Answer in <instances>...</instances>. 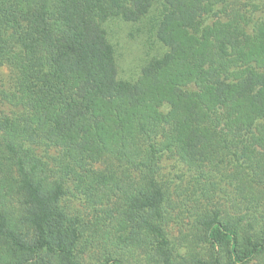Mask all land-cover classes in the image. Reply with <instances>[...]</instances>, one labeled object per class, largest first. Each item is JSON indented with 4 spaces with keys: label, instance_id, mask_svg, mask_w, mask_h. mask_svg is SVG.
<instances>
[{
    "label": "trees",
    "instance_id": "1",
    "mask_svg": "<svg viewBox=\"0 0 264 264\" xmlns=\"http://www.w3.org/2000/svg\"><path fill=\"white\" fill-rule=\"evenodd\" d=\"M158 9L165 54L121 80L106 24ZM261 11L264 0H0V264H264ZM167 153L200 173L180 238Z\"/></svg>",
    "mask_w": 264,
    "mask_h": 264
},
{
    "label": "rangeland",
    "instance_id": "2",
    "mask_svg": "<svg viewBox=\"0 0 264 264\" xmlns=\"http://www.w3.org/2000/svg\"><path fill=\"white\" fill-rule=\"evenodd\" d=\"M246 2V0H245ZM159 12L153 10L150 16L144 18L137 24L126 23L123 20L115 19L106 24L109 39L116 50V57L119 69V78L130 82H135L140 74L141 69L149 60L160 57L165 54L167 48L157 41L155 31L151 25L152 17H156ZM253 12L252 9L247 13ZM256 18L264 17V12H257ZM10 70L8 67H0V89L6 90L10 87ZM168 107L162 109L163 112H168ZM162 140V139H159ZM52 156H57V150H51ZM162 173L166 180L171 183L172 197L177 204L178 209L175 215L180 219L176 220L170 227L172 238H180L186 231L188 216L183 212L185 208L193 204L191 194L193 192L192 182L200 173L195 169L185 166L177 156L173 154H165L162 162ZM100 168L99 166H96ZM71 205L79 212L84 214L89 210L80 199H72ZM183 212V213H182Z\"/></svg>",
    "mask_w": 264,
    "mask_h": 264
}]
</instances>
